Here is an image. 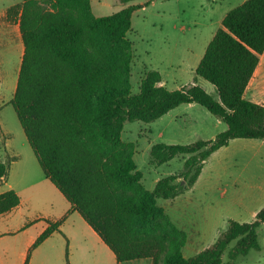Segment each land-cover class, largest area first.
Listing matches in <instances>:
<instances>
[{
  "label": "trees",
  "instance_id": "trees-1",
  "mask_svg": "<svg viewBox=\"0 0 264 264\" xmlns=\"http://www.w3.org/2000/svg\"><path fill=\"white\" fill-rule=\"evenodd\" d=\"M152 1L95 17L90 0H49L48 9L42 6L46 0H22L24 52L10 104L45 178L117 264L140 259L150 264H221L232 241L227 264H235L250 250H261L257 229L264 223V206L249 223L228 219L212 244L184 258L186 234L157 200L189 190L210 155L231 140L264 139V103L244 97L264 52V0H244L228 11L195 68L197 77L214 86L216 97L195 83L168 90L156 70L145 71L138 92H131L133 51L127 33L132 13ZM182 104L202 106L226 129L212 140L152 144V166L186 158L180 173L161 177L148 190L132 148L121 139L124 123H150ZM9 163L0 161V180ZM19 203L13 190L1 193L0 215ZM60 224L48 222L32 248Z\"/></svg>",
  "mask_w": 264,
  "mask_h": 264
},
{
  "label": "rangeland",
  "instance_id": "rangeland-1",
  "mask_svg": "<svg viewBox=\"0 0 264 264\" xmlns=\"http://www.w3.org/2000/svg\"><path fill=\"white\" fill-rule=\"evenodd\" d=\"M16 1L0 0V9ZM144 1L122 4L119 0H90V7L95 17H102ZM243 1L153 0L135 10L127 33L133 51L131 92H138L146 70H156L168 90L195 83L216 97L214 86L197 77L194 69L220 18ZM49 5V0L42 3L45 9ZM263 60L264 52L260 56V61ZM258 73L244 97L264 103V69ZM16 81L17 76L8 77L0 85V160L6 155L17 157L8 166L6 180L0 182V194L9 190L11 184L20 198L18 207L0 215V264H117L109 249L45 178L10 104ZM225 129L226 125L202 106L182 104L150 123L125 122L121 139L132 148L144 186L152 190L161 177L180 173L186 158L180 156L152 166L148 154L152 144L212 140ZM255 149L260 153L249 161L250 151ZM200 181L193 193L177 202L182 219L180 228L187 237L182 248L184 258L200 252L211 242L216 229L226 228L228 219L249 223L251 213L264 206V194L259 196L258 190L259 186L264 187V144L259 140H231L205 161ZM170 200H157L169 217ZM202 219L205 221L201 224ZM57 221L61 222L59 230L32 248L46 222ZM199 225H204L209 239L197 233ZM257 235L261 250H250L246 256L237 258L235 264H264V223L257 229ZM234 244L232 241L224 250L221 264H227L228 251Z\"/></svg>",
  "mask_w": 264,
  "mask_h": 264
},
{
  "label": "crops",
  "instance_id": "crops-1",
  "mask_svg": "<svg viewBox=\"0 0 264 264\" xmlns=\"http://www.w3.org/2000/svg\"><path fill=\"white\" fill-rule=\"evenodd\" d=\"M210 1V0H208ZM22 3V0H18L16 2H11L9 5L3 6L0 9V85L2 83V80L8 77H13V76H18V72L20 69V64H21V59H22V55L24 52V46L22 43V38H21V33H20V29H19V16H20V5ZM136 4V3H133ZM10 9H12L11 12ZM225 14H223V16L220 18V20L218 21V24L216 25V28H214L213 33L211 38L213 37L215 31L221 27V21L223 19ZM210 38V39H211ZM196 68V66H195ZM264 69V60L260 61V56H259V63L258 66L256 68V70L254 71V74L249 82V84L251 83V81H253V78L259 74V70L260 73L261 71H263ZM195 70V69H194ZM147 71V70H146ZM162 78V85L165 86V80L163 78V76L161 75ZM248 84V85H249ZM248 87V86H247ZM179 89V88H178ZM247 89V88H246ZM191 106V105H190ZM234 140V139H233ZM248 140H259L261 142V144H264V139H248ZM259 151L258 149L255 150H251L250 151V156H249V161H251L252 159H255L256 157H258L259 155ZM17 159V157L15 155H6L4 157V160H0L1 162H5L6 160L13 162ZM10 164V163H9ZM203 174V167L201 170L200 175L198 176L195 184L189 189L187 190L185 193L180 194L179 196L175 197L174 199L170 200V205H171V209L172 212L170 214V218L172 220V222L180 228V224H182V219L179 215L180 213V208L178 206V200H181L182 198H184L185 196L193 193L194 190L197 189V187L199 186V184H201L200 180ZM7 175V174H6ZM6 180V176L4 178H2L0 180V182L5 181ZM157 182V181H156ZM203 186H205L204 183H202ZM8 189L9 190H14V192L16 193V190L14 189V186H12L11 184L8 185ZM258 190L260 191L259 196H262L264 194V187L259 186ZM8 191V190H7ZM6 192V191H5ZM19 197V196H18ZM20 204V203H19ZM19 206V205H18ZM17 206V207H18ZM260 209V208H259ZM255 210L251 213L250 217H251V221L254 220L255 214L256 212L259 210ZM13 210V209H12ZM11 210V211H12ZM10 211V212H11ZM72 211V210H71ZM75 212V211H72ZM9 213V212H8ZM77 213V212H76ZM7 214V213H6ZM4 215V214H2ZM81 217V216H80ZM204 219H202L201 224L204 223ZM85 222V221H84ZM86 223V222H85ZM88 225V224H87ZM48 226V222H46V227ZM45 227V229H46ZM60 227V226H59ZM58 227V230H59ZM90 227V226H89ZM198 227V232L197 233H201L203 236H205L207 234V232L205 231V227L204 225H199ZM44 229V230H45ZM181 229V228H180ZM43 230V231H44ZM56 230V231H58ZM92 230V229H91ZM93 231V230H92ZM223 230L221 229H216L213 233L212 236H207L208 239L210 237L211 242L209 244H206L205 246H203V248H201L202 250L205 249L207 246H209L210 244H212L214 242V240L216 239L217 235ZM94 232V231H93ZM54 233V232H53ZM52 233V234H53ZM94 234L97 236V238L99 239V241L101 242V244H104L102 242V240L98 237V235L94 232ZM189 242V237H188V241ZM105 245V244H104ZM106 246V245H105ZM107 247V246H106ZM108 248V247H107ZM109 249V248H108ZM201 250V251H202ZM110 251V250H109ZM111 252V251H110ZM199 253V252H198ZM113 258L115 259L113 253L111 252ZM116 261V260H115ZM121 264H150V260L149 259H140V260H133L130 261L128 263H121Z\"/></svg>",
  "mask_w": 264,
  "mask_h": 264
},
{
  "label": "water",
  "instance_id": "water-1",
  "mask_svg": "<svg viewBox=\"0 0 264 264\" xmlns=\"http://www.w3.org/2000/svg\"><path fill=\"white\" fill-rule=\"evenodd\" d=\"M157 86H160V84H158Z\"/></svg>",
  "mask_w": 264,
  "mask_h": 264
}]
</instances>
